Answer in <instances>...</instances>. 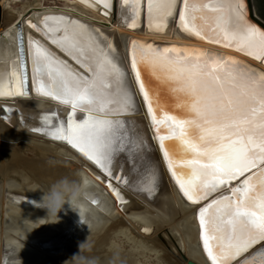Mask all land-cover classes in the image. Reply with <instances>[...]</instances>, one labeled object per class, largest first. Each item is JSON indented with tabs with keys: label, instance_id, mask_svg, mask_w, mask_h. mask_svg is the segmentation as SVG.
<instances>
[{
	"label": "bare ground",
	"instance_id": "6f19581e",
	"mask_svg": "<svg viewBox=\"0 0 264 264\" xmlns=\"http://www.w3.org/2000/svg\"><path fill=\"white\" fill-rule=\"evenodd\" d=\"M43 1L0 0L1 30L7 33L8 28L20 20L24 47L26 48L28 32L38 39L44 35L43 30L39 28L40 25L49 29V33L52 34L51 30L68 23L61 20L62 16L75 17L80 20L83 24L71 22L70 27L66 25L61 40L55 45H57L56 47L59 44L64 45L65 50L70 51L71 54L68 53L71 57L78 59L82 65L89 68L92 73L89 78L91 87L88 88L91 95H88L86 91L82 92L85 80L77 74V71H71L55 57L46 55L43 50H37L34 59L42 73L38 72L43 85L45 84L44 86L49 90L34 88L29 78L28 93L25 96L18 95L20 86L18 77L14 75L11 62L8 64V70H4V62L10 54V50L7 49L8 45H6L5 56H0V100L12 97L25 102L20 113L24 124H18L19 121L15 126L9 124V127L14 129V135L0 136V141L14 146L7 148V152L14 155L12 159H5L0 155V177L4 180L16 179L27 189H31L35 182H43L45 184L42 186L46 189L60 194L62 202H70L73 199L77 202L80 201L79 198L75 199L74 195L78 194L77 192L86 180L95 182L105 191L108 197H103L104 202L106 205H111L112 210L117 212L116 215L110 217L109 222L104 225L94 240L75 252L69 261L80 258L86 259L88 264H139L137 262L139 259L134 253L135 248L130 247L129 251H125L128 255H134V259L124 258L118 249H115V241H107L108 236L110 238L111 234L116 232L124 234L128 231L131 234L129 226L132 231H142L145 234L157 230L154 237L160 234V232L158 233L160 229H165L163 235L158 237L160 243L164 245L168 260L161 259L159 260L160 264H185L184 262L189 264L188 261H194L197 264H226V261L217 257L215 260L218 263H215L208 258L205 252L198 218V207L201 204L192 201V194L196 190L198 181L194 177L203 173V166L193 162L186 163L189 160L185 161L184 157L190 155L193 159L212 160L219 165L220 171L226 173L227 170L224 166L241 165L242 156L249 154V147H254L255 151H260V155H264V116L261 115L264 114V74L253 71L243 64L248 63L264 71V59L262 60L264 56V28L251 18L247 1L144 0L143 9L140 0H49L51 3L62 2L63 5L60 6H45ZM12 4L21 6L22 12L17 13L18 10L14 9ZM46 19L48 24L45 23ZM109 23H112L111 26L108 25ZM52 36L45 35L53 41ZM8 37L11 40L14 36L9 35ZM131 38L138 40L140 51L145 53L143 58L146 59L144 62L149 67L148 72H152L151 76L155 77L156 83L161 81L155 76L158 74L160 79L170 82L172 89L180 90L187 95V102L179 104L178 112L190 113L192 116H184L183 125L187 126V134L174 140L176 147H172L171 142L167 144L169 155L176 156L169 160L170 162L161 146V136L154 130L153 119L137 82L132 80L136 91V95H134L122 73L120 76L112 75L107 78L105 72H110L108 67L100 65L102 60L99 62L96 60L98 54L103 59H110L112 55L119 63L120 57L125 54L129 73L131 72L133 75L135 71L131 64V51H129ZM155 41L165 44L173 43L185 49L159 50L151 46ZM53 48L54 52L58 54L55 46ZM105 52L108 54L106 55ZM219 52L224 55H220ZM66 58L65 60L68 62ZM91 61H95V65H92ZM97 63L99 64L97 65ZM123 64L121 60L119 63L121 68H123ZM92 66L97 67H93L95 69L92 70ZM212 67L214 70H211ZM207 71L211 73L203 74ZM215 74L221 78L219 85L216 84L218 81H214ZM208 76L213 78L217 90L210 87L209 78H206ZM224 79L239 83L241 81V84L246 87L242 86L237 89L229 83H223L221 80ZM103 82L112 83L110 93L109 90L102 88ZM56 96L58 98H55ZM78 97L82 98V103L86 107L108 101H114V105L117 106L121 97L130 100L125 108V111L129 112L126 118L129 119L133 130L134 127L135 130L136 128L138 130L137 133L134 130L135 143L139 145V148H136L137 155L135 157H138V163L143 165L144 172L147 173V177L143 178L142 182L138 181L142 177L138 175V171L134 173V168L127 161L123 164L119 159L117 165L122 168L128 182L123 185L116 183L119 188V193H116L102 180H97L88 165L71 148L62 142L51 140L29 130L30 126L40 125L36 118L39 113L37 108H42L41 111L54 106L66 109L68 105L65 101ZM94 98L99 103L93 101ZM91 99L93 103H91ZM137 99L140 100V103ZM8 105L1 106L0 101V114L4 113L7 108L10 109ZM182 105L183 107H181ZM215 106L218 108L214 109ZM16 117L17 115L14 118ZM173 118L177 117L173 116ZM6 121L0 118L1 123L6 124ZM169 122L167 120L168 124ZM197 122L201 123L200 126L196 125ZM247 126H251L252 129L250 130ZM193 138L195 141H190ZM201 146L203 151H200ZM29 148L33 150L32 156L34 157H27L23 154ZM174 148H176V152H174ZM22 149H24L23 152ZM143 155L148 157L145 163ZM233 159H236V162ZM43 160H50L53 163L51 165L55 167L54 172L45 170L46 166ZM178 160H183V164L176 166L175 161ZM72 161L77 162V166L80 168L70 167ZM171 168L176 171V176ZM57 171L59 172L57 173ZM181 178L189 180L188 183H181L183 188L178 183ZM76 181L79 184H76ZM226 191L228 189L223 192ZM123 197H130L128 204L127 202L119 204ZM221 205V202H217L213 208H210L208 220L214 217V210ZM130 209L133 211L130 212ZM189 211L194 214L195 224L193 225L188 222ZM4 216L8 220H12L17 227L33 229L37 234L50 230L57 222V218L47 211L22 209L12 203H9V206L2 204L0 237L5 231L3 229ZM177 216H180L177 224L183 227L190 243L187 239H182L179 229L174 224L166 225L173 219H177ZM117 218L120 220L117 224L121 226H112V230L108 232L107 236V232L104 231ZM117 233L116 236H121ZM212 233L214 234V232ZM101 234L103 239L101 238L97 242L96 240ZM172 234L177 236L183 252H180V248L176 247L178 240L176 241ZM194 235L195 237H193ZM137 237L133 238L136 249L141 247L143 251H146L145 248L150 245L142 238ZM215 237L214 235L212 242L217 249L215 254L223 255L225 249L232 247L237 250L241 247L242 240L240 238L232 241L234 244L223 248L222 241ZM95 241L96 248L88 250V246ZM109 249L112 251H108ZM184 250L192 254L194 260L189 258ZM196 251L198 256L194 254ZM45 257V260L50 258ZM53 260L54 262L49 261V264H64L61 261ZM87 261L82 264H87Z\"/></svg>",
	"mask_w": 264,
	"mask_h": 264
},
{
	"label": "water",
	"instance_id": "95a60500",
	"mask_svg": "<svg viewBox=\"0 0 264 264\" xmlns=\"http://www.w3.org/2000/svg\"><path fill=\"white\" fill-rule=\"evenodd\" d=\"M140 1L141 8L143 9L145 1ZM246 1L248 3V0ZM248 8L251 18L264 28L263 23L251 14L249 6ZM62 17L61 20L63 22H68L65 24L68 27H70L71 22L82 23L75 17ZM1 19L2 8L0 5V56H5L6 53L4 52L6 45H8L7 49L10 50V54L6 57V62H4V70H8V64L11 62L14 75L18 77V84L20 86L18 95L25 96L28 93L29 78L34 88L49 90L44 86L45 84L43 85L40 75L42 73L35 64L34 55L37 50L45 51L46 55L55 57L63 65H66L67 68H70L71 71H77V74L85 80L82 92L86 91L88 95H91V92L89 93L88 90L91 87L89 78L92 76L89 68L82 65L78 59L71 57L70 51L65 50L64 45L59 44L58 47L55 45V43L61 40L60 38L63 35L65 26L56 27L57 29L54 28L51 30L52 34H50L49 29H45L40 25L39 28L43 30L44 35L38 39L28 32L26 35L27 47L25 48L20 20L12 24L6 33L1 30ZM45 23L48 24L47 19ZM48 34L50 36L55 35V37L52 36L53 41L49 37H45ZM9 35H13V39L11 38L10 40ZM138 43V40H135V38H131L129 41L130 59L135 71L133 75H131V72L129 73L125 54L119 59V63L121 60L122 64L124 62V69L121 68L118 61H115L114 56L111 54L110 59H103L101 55L95 54L97 55L96 60L98 62L102 60L103 63L101 62L100 65L108 67L107 69L110 72H105L107 78L112 75L120 76V73H122L129 89L134 95H136V91L132 80L137 82L153 119L154 130L161 136V146L169 161L176 158V156L171 157L169 155L167 144L171 142L172 147H176L174 140L181 138L183 134H187V126L183 125V120L184 116H192V114L178 112L180 105L187 102V95L180 92V90L172 89L170 82L160 79L158 74L155 76L161 81L156 83L155 77L151 76L152 72H148L149 67L144 62L146 59L143 58L145 53L140 51ZM54 46L58 54L54 52ZM151 46L159 50L165 49L166 51L171 48L185 49L173 43L165 44L159 41L153 42ZM108 52H105V54L107 55ZM59 53L63 54L62 58ZM219 54L224 55L222 52H219ZM239 61L241 62L240 59ZM91 63L95 65V61H91ZM243 64L253 71L264 74V71L256 66L248 63ZM93 67L97 66H92V70L95 69ZM211 70H214V67ZM204 73L209 74L211 72L207 71ZM215 77L214 81H218L216 84L219 85L221 78L217 74H215ZM206 78H209L210 87L217 90L216 84L212 80L213 78L210 76ZM221 81L226 84L229 83L237 89H240L242 86L246 87L241 84V81L240 83L229 79ZM102 88L109 90L110 93L112 83L103 82ZM101 93L103 92L101 91ZM55 98L58 97L56 96ZM0 101L1 106L10 104L8 105L10 109L7 108L4 113L0 114V118L7 120L6 124H4V121V123L0 122V136H13L14 129L11 126L9 127V124L15 126L17 125V121H19L18 124H24V119L20 113L25 101L13 99L12 97ZM93 101H97V99L94 98ZM93 101L91 99V103ZM129 101L128 98L121 97V100L118 102L120 106L114 105V101L104 103L97 101L98 105L86 107L82 103V98L78 97L77 99H67L65 101L68 105L66 109L54 106L41 111L40 109L42 108L36 107L39 112L36 118L37 122H40V125L30 126L29 130L44 135L51 140L62 142L71 148L88 165L97 180H102L105 185L116 191V193H119L116 183L123 185L128 182L122 168L117 165L119 159L122 160L123 164L127 161L134 168V173L138 171V175L142 176L138 179L139 182H142L143 178L147 177L143 165L138 163L139 159L135 157L137 155L136 148H139V145L135 143V127L133 130L129 119L126 118L129 112L125 111V108L129 104ZM138 103H140V100H138ZM217 108L218 106L214 107V109ZM179 111L182 112L181 109ZM16 115L17 117L14 118ZM261 115L264 116V114ZM173 116H176L178 119H174ZM167 120L170 121L169 124ZM200 124V122H197L196 125L200 126ZM247 127L250 130L252 129L251 126ZM242 130H244V127H242ZM135 131L136 133L138 132L137 128ZM191 136H194V134H191ZM190 141H195V139H190ZM170 145L169 148H171ZM175 150L176 148H174V152H176ZM200 151H203L202 146L200 147ZM248 153H245L246 156H242L243 161L241 165L224 166L227 170L226 173L220 171L219 165L212 160L193 159L190 155L184 157L185 161L189 160L186 163L193 162L194 164L203 166V173L194 177L198 181L196 186L197 193L195 190L193 193L195 196L192 194V201L201 204L198 207V218L202 229L201 237L208 258L215 263H218L215 260L217 257L226 261V264H264V155H260V151H255L254 147H249ZM128 156L129 159H127ZM147 159L148 157H144L143 155L144 163L147 162ZM233 160L236 162V159ZM175 164L176 166L182 165L183 160L175 161ZM172 171L176 176V171L173 169ZM183 182L188 183L189 180L185 178L178 180L182 188L183 184L181 183ZM33 184L31 189H27L16 179L9 178L4 180L0 177V220L1 205L9 206V203H12L13 205L20 206L22 209L29 208L36 211L50 212L57 218V222L50 230L37 234L33 229L17 227L12 220H8L4 216L3 229L5 231L0 237V264H49V261L54 262L53 259L61 261L64 264H82L87 261L80 258L74 261H69V259L75 252L92 242L96 235L102 231L104 225L109 222V218L116 215L117 212L112 210L111 205H106L104 202L103 197H108L105 191L95 182L86 180L77 192L78 194L74 195V198H79L80 201L77 202L73 199L70 202H62L60 194L42 186L45 183L35 182ZM225 189H228V191L223 192ZM123 198L119 201V204L126 202L128 204L130 197ZM217 202H221L222 205L214 210V217L208 220L209 210ZM235 233L236 235L233 236ZM214 235L216 236L215 238H219L222 241L223 248L228 247L229 244H234L232 241L239 238L242 240L241 247L237 250H234L232 247L227 250L225 249L223 255H219V253L215 254L217 249L212 244ZM158 236L161 237L160 234ZM177 247L180 248V252H183L179 243ZM45 256L50 258L45 260ZM188 263L197 264L194 261H188Z\"/></svg>",
	"mask_w": 264,
	"mask_h": 264
},
{
	"label": "rangeland",
	"instance_id": "374dc122",
	"mask_svg": "<svg viewBox=\"0 0 264 264\" xmlns=\"http://www.w3.org/2000/svg\"><path fill=\"white\" fill-rule=\"evenodd\" d=\"M47 3V4H46ZM55 3V4H54ZM54 3H51V2H49V0H44L43 1V5H45V6H51V5H63V3L62 2H59V1H54ZM12 6H13V8L14 9H17L18 10V12L17 13H21L22 12V7L21 6H14L13 4H12ZM259 18H260V20H262V21H264V19L263 18H261L260 16H258ZM111 24L112 23H109L108 25H110L111 26ZM14 146H13V144H10V143H6V142H2V141H0V155H1V157L3 156V158H5V159H9V158H13L14 157V155L12 154V153H8L7 152V148H13ZM23 150L24 149H22V152H23ZM31 150V151H30ZM34 152H33V150L31 149V148H29V149H26L24 152H23V154L25 155V156H27V157H34V156H32V154H33ZM50 158H53V156H50ZM45 161V162H44ZM50 161V160H49ZM49 161L48 160H43V162H44V164H45V166L46 167H44L45 168V170L46 171H49V172H54V165H51V164H53L51 161H50V163H49ZM71 163V166L70 167H73L74 169H78V168H80V166H77L78 165V163L77 162H70ZM78 167V168H77ZM59 171H57V173H58ZM18 176V175H17ZM77 179H78V177H77ZM76 184H79V183H77V181H76ZM139 209V208H138ZM131 211H133V209H130V212ZM190 214H191V216H190ZM188 215H189V218H188V222L191 224L192 223V225L193 224H195V218H194V214H192L190 211H189V213H188ZM178 217V216H177ZM180 217V216H179ZM179 217L177 218V219H173L172 221H170L168 224H166V225H170V224H174L178 229H179V231H180V233H181V235H182V239H184V240H186L187 239V236L185 235L186 233L183 231V227L181 226V225H178L177 223V220L179 219ZM118 218L117 219H115V220H113L111 223H110V225L106 228V230L104 231V232H107V236H108V232L109 231H111L112 230V226H121L120 224H117L118 223ZM120 221V220H119ZM127 227V226H126ZM128 228H129V231L131 232V234L128 232V231H126L125 233L126 234H128V235H126L125 233V235L123 234V233H121V234H119V233H117V235H121V236H116V233L115 234H111V236H110V238H109V236H108V238H107V241H110V240H113V241H115V249L117 250L118 249V251L120 252V255L122 256V257H124V258H129V259H134V255H128L125 251H129V248L130 247H132V248H135V250H134V253H135V256H136V258L137 259H139L137 262L139 263V264H160L161 262L159 261V260H161V259H167V257H168V255L166 254V252H165V249H164V245L163 244H161L160 242V240H159V237L158 236H155L154 237V234H155V232L157 231H155V232H152V233H150V234H145L144 232H136L135 230H131L130 229V227L128 226ZM160 229V228H159ZM158 229V230H159ZM164 231H165V229L164 230H162V229H160L159 231H158V233L160 232V235H163V233H164ZM103 234V233H102ZM102 234L100 235V237H98V239L96 240L97 242H99V240L102 238ZM184 235V236H183ZM116 236V237H115ZM140 237V238H142V240L144 241H146L151 247H153V248H151L150 246H147L146 248H145V250L146 251H143L142 250V248L141 247H139L138 249H136L137 247H136V243H135V241L133 240V238H136V237ZM172 236H173V238L177 241L178 240V238H177V236L175 235V234H172ZM137 237V238H138ZM193 237H195V235L193 236ZM164 238V237H163ZM103 239V238H102ZM195 239V238H194ZM141 240V241H142ZM159 240V241H158ZM183 240V241H184ZM188 240V242L190 243V239H187ZM196 240V239H195ZM96 241L92 244V245H90V246H88V250H91L92 248L93 249H95L96 247H95V243H96ZM179 243V240H178V242H177V244ZM176 244V245H177ZM177 247V246H176ZM189 247V246H188ZM151 248V249H150ZM139 250H140V252H139ZM108 251H112L111 249H109ZM184 252L186 253V255L189 257V258H192L193 260H194V256L192 255V254H189V253H187L185 250H184ZM199 252H200V250H199ZM157 253V254H156ZM155 254L157 255L156 257H155ZM195 254V256H198V253H197V251L194 253ZM81 255V254H80ZM131 256H133L132 258H131ZM168 260V259H167ZM185 264H186V262H184Z\"/></svg>",
	"mask_w": 264,
	"mask_h": 264
},
{
	"label": "flooded vegetation",
	"instance_id": "af4514ba",
	"mask_svg": "<svg viewBox=\"0 0 264 264\" xmlns=\"http://www.w3.org/2000/svg\"><path fill=\"white\" fill-rule=\"evenodd\" d=\"M248 5L250 7L251 14H253L254 17L259 19L258 16H260L261 18L264 19V0H248ZM260 21L264 25V21H262V20H260Z\"/></svg>",
	"mask_w": 264,
	"mask_h": 264
}]
</instances>
